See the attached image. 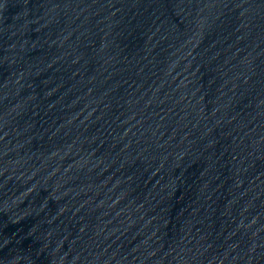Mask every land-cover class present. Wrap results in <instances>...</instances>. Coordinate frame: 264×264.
Returning a JSON list of instances; mask_svg holds the SVG:
<instances>
[{"label": "water", "instance_id": "obj_1", "mask_svg": "<svg viewBox=\"0 0 264 264\" xmlns=\"http://www.w3.org/2000/svg\"><path fill=\"white\" fill-rule=\"evenodd\" d=\"M0 264H264V0H0Z\"/></svg>", "mask_w": 264, "mask_h": 264}]
</instances>
